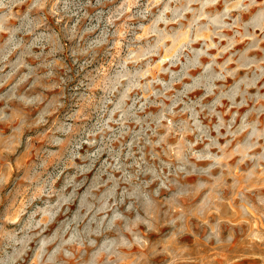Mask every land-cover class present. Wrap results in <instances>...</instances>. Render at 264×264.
<instances>
[{"label":"rangeland","instance_id":"rangeland-1","mask_svg":"<svg viewBox=\"0 0 264 264\" xmlns=\"http://www.w3.org/2000/svg\"><path fill=\"white\" fill-rule=\"evenodd\" d=\"M0 264H264V0H0Z\"/></svg>","mask_w":264,"mask_h":264}]
</instances>
